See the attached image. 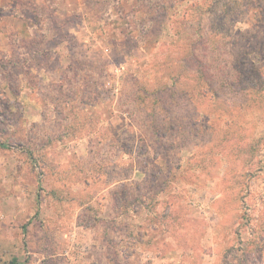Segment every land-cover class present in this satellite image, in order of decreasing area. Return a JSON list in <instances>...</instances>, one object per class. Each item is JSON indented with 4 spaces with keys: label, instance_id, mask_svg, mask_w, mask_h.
<instances>
[{
    "label": "rangeland",
    "instance_id": "374dc122",
    "mask_svg": "<svg viewBox=\"0 0 264 264\" xmlns=\"http://www.w3.org/2000/svg\"><path fill=\"white\" fill-rule=\"evenodd\" d=\"M264 264V0H0V264Z\"/></svg>",
    "mask_w": 264,
    "mask_h": 264
},
{
    "label": "trees",
    "instance_id": "16d2710c",
    "mask_svg": "<svg viewBox=\"0 0 264 264\" xmlns=\"http://www.w3.org/2000/svg\"><path fill=\"white\" fill-rule=\"evenodd\" d=\"M16 263H17V260L14 259V260H12L10 263H8V264H16Z\"/></svg>",
    "mask_w": 264,
    "mask_h": 264
}]
</instances>
